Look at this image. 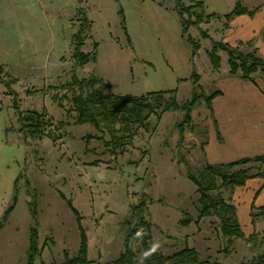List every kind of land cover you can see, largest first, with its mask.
<instances>
[{"label": "rangeland", "instance_id": "rangeland-1", "mask_svg": "<svg viewBox=\"0 0 264 264\" xmlns=\"http://www.w3.org/2000/svg\"><path fill=\"white\" fill-rule=\"evenodd\" d=\"M195 1L199 0H183L186 5ZM234 1L205 0L209 13H227ZM176 5V0H85L81 6L77 0H0L1 79L14 76L12 87L21 110L44 111L49 128L58 136L56 141L45 136L25 142L13 95L0 82V218L13 201L20 176L16 207L0 231V264L26 262L31 200L37 206L39 245L43 247L34 264H58L64 261L65 252L70 257L77 254V216L61 193L83 217L90 264H108L120 254L127 229L124 221L142 197L148 202L145 213L153 224V243L164 254L188 245L198 250L205 263L239 264L262 251L258 245L236 239L231 253H222L225 240L217 216L203 217L199 224L192 221L188 226L179 222L185 212L194 219L199 217L200 194L181 158L194 171L205 164V127L193 120L195 127L187 126L181 142L178 124L183 111H167L160 120L153 115L150 128L141 127L115 160L103 141H85L87 134L101 133L91 124L76 123L71 93L64 95L66 91L59 88L71 80L76 68L80 78L99 76L118 94L176 89L177 100L183 103L191 94L192 83L180 78L196 69L202 88L206 94L212 93L217 86L208 55L211 40L202 38L197 26L190 27V36L201 45L197 61L192 63V46L183 36ZM81 8L93 22L83 50L92 51L93 43L98 42L97 60L75 67L72 36ZM195 11L206 14L205 9ZM201 27L216 39L225 23L215 19ZM222 54L220 70L224 72L229 64L227 53ZM53 86L59 89L53 90ZM54 93L62 96V105L52 98ZM200 105L204 107V101ZM251 213L255 232L261 233L264 221L259 207ZM134 247L136 264H145L140 243Z\"/></svg>", "mask_w": 264, "mask_h": 264}, {"label": "trees", "instance_id": "trees-1", "mask_svg": "<svg viewBox=\"0 0 264 264\" xmlns=\"http://www.w3.org/2000/svg\"><path fill=\"white\" fill-rule=\"evenodd\" d=\"M176 3L182 23L183 36L192 46V63H194L201 45L199 40L190 36L189 29L191 26H197L200 36L211 40L212 46L208 51V55L214 70L221 67L220 52H225L228 55L230 75H236L256 82L255 77L259 73L264 81V57L260 54L256 45V38L246 42L241 41L239 46H233L226 41L214 39L208 30L201 27L202 23H207L212 18L225 19V27H228L229 22L234 17L245 13L253 15L258 10V7L249 10L240 1H237L234 8L226 14L216 12L205 14L204 12L197 13L195 11L196 8H200L202 11L205 9L203 0L195 1L192 5H186L183 0H176ZM120 12L122 13V11ZM92 23V20L81 8L79 11V25L72 36V58L75 67L97 60L98 42L93 43L92 51L85 52L83 50ZM124 28L126 30L125 26ZM261 36L264 38V29ZM244 47L248 49L245 50ZM1 70L2 68L0 67V72ZM6 77V79H1L2 77L0 76V82H4L7 86V93L13 95V107L16 109L20 125L19 132L25 142L29 139H43L45 136L56 141L58 136L55 131L50 129L51 124L46 113L37 110H21L18 95L12 87V84L16 82V78L12 75ZM180 80H190L192 83L191 94L183 103L178 102L176 89L147 92L141 95L118 94L113 92L110 89V85L99 76L93 75L89 78H80L76 68L72 71L71 80L62 84L59 88L66 91L64 95L71 93L70 101L72 110L75 112L76 123L91 124L101 133V135L87 134L85 141L88 143L94 138L103 141L108 152L116 160L126 150V146L133 142L141 127L150 128V119L153 115L156 116L157 120H160L162 114L167 111H183V118L178 124L181 142L185 139L187 126L190 125L191 129L195 127L192 114L196 108L201 106L202 101L205 103L204 107L208 108L213 115L212 101L221 93V90L215 89L212 93L206 94L200 83L201 75L196 69L192 71L189 77L180 78ZM51 88L53 90L59 89L56 86ZM52 98L62 105V96L59 97L57 93H54ZM106 135L108 138L105 137ZM181 160L186 164L187 176L197 186L200 197L198 199L199 217L194 219L185 212L186 216L179 221L180 224L188 226L192 221L199 224L200 219L203 217L217 216L219 218L220 232L225 240V245L221 252L229 255L234 249L235 240L244 239L255 246L258 245L262 248V251L251 260L239 264H264V226L261 233L256 231L246 236L241 228L237 209L231 197L235 188L245 185L248 179L253 177H262L264 179V153L231 162L213 164L206 161L196 171L192 169L186 158L182 157ZM19 177L14 185L13 201L5 208L0 218V231L6 225L12 211L16 207ZM26 182L30 185L28 179H26ZM224 192H229L230 195L225 197ZM61 196L67 201V204L77 216L80 245L75 256L70 257L65 252L64 261L58 264H90L92 260L89 258L88 235L82 223L83 217L70 199H67L63 193H61ZM29 208L32 224L25 264H34L35 260L42 255L43 247L39 245L38 211L35 201L31 200L29 202ZM147 208L148 202H146L145 197H142L138 204L132 206L130 216L124 221L127 229L123 249L108 264H136L138 262L134 247L136 242L141 245L145 264H208L202 261L200 253L192 246L187 245L172 254L161 252L153 243V224L145 213ZM259 209L264 221V206L259 207ZM251 215L253 223H255L254 215L252 213ZM210 264L223 263L214 261Z\"/></svg>", "mask_w": 264, "mask_h": 264}, {"label": "crops", "instance_id": "crops-1", "mask_svg": "<svg viewBox=\"0 0 264 264\" xmlns=\"http://www.w3.org/2000/svg\"><path fill=\"white\" fill-rule=\"evenodd\" d=\"M203 1L206 14H210L205 0ZM237 1L249 10L257 7L258 10L253 15L245 13L234 17L228 27H225L215 38L233 46H239L241 41L246 42L256 38V45L264 57V38L261 36L264 29V0H235L231 4L230 11ZM213 20L215 18L207 23L211 24ZM222 20L226 23L225 19ZM222 53L220 52L221 67L217 70L211 69L214 73V83L217 89L221 90L212 101L213 115L206 107H200L192 114L195 123L205 127V157L207 162L213 164L264 153L263 78L261 75H256V82H253L230 75L229 68L221 72L224 57ZM195 116H199L198 120ZM233 203L242 230L246 236H249L255 232L257 226L253 223L251 215L253 206H264V179L253 177L248 179L245 185L237 186L233 194Z\"/></svg>", "mask_w": 264, "mask_h": 264}, {"label": "water", "instance_id": "water-1", "mask_svg": "<svg viewBox=\"0 0 264 264\" xmlns=\"http://www.w3.org/2000/svg\"><path fill=\"white\" fill-rule=\"evenodd\" d=\"M78 1V4L81 6L85 0H77Z\"/></svg>", "mask_w": 264, "mask_h": 264}]
</instances>
